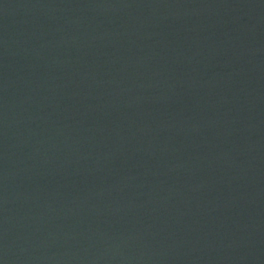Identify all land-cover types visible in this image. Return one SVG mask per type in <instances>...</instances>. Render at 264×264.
I'll return each mask as SVG.
<instances>
[{
  "label": "water",
  "instance_id": "95a60500",
  "mask_svg": "<svg viewBox=\"0 0 264 264\" xmlns=\"http://www.w3.org/2000/svg\"><path fill=\"white\" fill-rule=\"evenodd\" d=\"M0 264H264V0H0Z\"/></svg>",
  "mask_w": 264,
  "mask_h": 264
}]
</instances>
